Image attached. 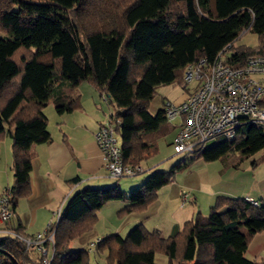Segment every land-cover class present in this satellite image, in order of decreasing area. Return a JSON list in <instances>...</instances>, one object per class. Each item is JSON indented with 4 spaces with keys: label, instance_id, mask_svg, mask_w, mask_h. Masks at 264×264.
Segmentation results:
<instances>
[{
    "label": "trees",
    "instance_id": "1",
    "mask_svg": "<svg viewBox=\"0 0 264 264\" xmlns=\"http://www.w3.org/2000/svg\"><path fill=\"white\" fill-rule=\"evenodd\" d=\"M249 29L259 35V45L235 47ZM229 44L225 61L233 68L244 66L249 56L264 55V0H0V138H12L13 222L19 200L32 193L33 146L50 139L44 108L51 99L58 113L72 111L80 104L76 87L93 83L115 107L109 117L119 121L123 162L142 164L176 130L166 105L150 112L156 87L176 82L187 87L186 66L213 61ZM203 145L195 152L208 162L232 151L247 157L264 150V128L243 124L235 140ZM186 164L154 172L129 194L118 185L73 193L46 232L47 237L55 230L53 240L44 242L49 264H95L90 250L72 249V243L96 225L103 205L129 200L121 216L144 211ZM13 226L24 238L37 236L27 234L20 221ZM261 231L264 202L219 195L208 215L197 212L173 236L139 223L126 236L97 239L94 256L106 253L103 264H159L158 254L167 264H257L246 250ZM45 257L19 236L0 235V264H46Z\"/></svg>",
    "mask_w": 264,
    "mask_h": 264
},
{
    "label": "crops",
    "instance_id": "2",
    "mask_svg": "<svg viewBox=\"0 0 264 264\" xmlns=\"http://www.w3.org/2000/svg\"><path fill=\"white\" fill-rule=\"evenodd\" d=\"M67 85L65 83L62 88L66 89ZM195 87L196 83L190 90L187 88L180 102L186 100ZM74 92L80 96V104L72 111L56 112L53 99L44 109L45 115L49 118L46 109L53 106L55 124L50 127L48 119L50 139L33 146L32 193L19 200L15 221L12 223L15 225L20 221L27 234L35 235L43 231L54 213L64 207L71 195L83 187H102L113 183L104 166L101 149L95 140V133L100 123L113 113L112 110L110 111V103L105 106L107 102L102 99L100 91L89 81L80 83ZM163 99L161 108L169 101L167 98ZM150 112L153 113L151 110ZM181 123L182 118L180 124L178 122L174 124L176 130L164 138L169 142L167 144H172ZM250 156V164L245 165L244 161L238 162L236 167L224 164L214 178H211V174L207 172L208 180L203 185L197 180L201 186L195 182L186 183L189 204L186 202L182 205V202H179L180 198L182 200L183 192L186 191L183 182L174 185L170 190L171 198L165 200L161 199L165 189L162 188V194L159 190L158 198L148 206L145 215L136 218L134 222L143 223L149 230H160L162 235L167 237L175 235L184 222L193 218L197 212L204 214L203 212L209 211L219 195L253 198L259 203L264 202V150ZM239 157L243 160L240 154ZM247 158L249 159L246 157V160ZM207 162L203 164L204 171L209 169ZM11 167L12 138L9 134H5L0 138V197L13 183ZM76 178L78 181L73 182ZM140 182L142 181H137L132 186ZM109 203H105L100 210ZM154 216L162 219L157 222L150 221ZM4 228L5 225L0 223V235L5 232ZM84 248L82 245L81 249ZM246 255L254 259L257 264H264V231L252 237Z\"/></svg>",
    "mask_w": 264,
    "mask_h": 264
},
{
    "label": "built area",
    "instance_id": "3",
    "mask_svg": "<svg viewBox=\"0 0 264 264\" xmlns=\"http://www.w3.org/2000/svg\"><path fill=\"white\" fill-rule=\"evenodd\" d=\"M230 44L224 47L213 61L207 58L189 64L184 70V85L195 82L196 87L188 98L179 103L167 102L165 114L171 121L181 116V128L174 139L177 153H194L197 147L219 135L228 140H235L238 128L243 124H252L264 128V55H252L244 66L233 68L225 61ZM105 100V96H102ZM118 120L111 117L101 122L95 133V140L103 153V162L107 173L112 178L136 176L146 171L143 164L130 165L123 162L122 150L117 137ZM144 166V167H143ZM9 190L0 197V223L5 225V232L19 236L28 245H37L46 256L49 264L46 240H53V224H57L60 210L35 239L24 238L16 233L13 226L14 213L9 207ZM189 192L182 194V204L188 201ZM258 204L253 198H248Z\"/></svg>",
    "mask_w": 264,
    "mask_h": 264
},
{
    "label": "rangeland",
    "instance_id": "4",
    "mask_svg": "<svg viewBox=\"0 0 264 264\" xmlns=\"http://www.w3.org/2000/svg\"><path fill=\"white\" fill-rule=\"evenodd\" d=\"M260 43V38L257 33H255L252 29H249L247 31L242 32V34L239 36V38L234 42L235 47H248V48H256ZM229 55V54H228ZM195 85V82L190 83L187 87H183L179 83H169V84H161L158 87H156V93L151 101L150 110L153 112L152 114H156L160 108L162 107V101L163 98H167L172 103H179L183 96L187 92V88L189 90ZM103 99V98H102ZM105 106H108V101H106ZM110 111H114L115 107H113L112 104L109 105ZM47 107V106H46ZM45 107V108H46ZM44 108V109H45ZM55 108V106H54ZM53 106H49L46 109V114L48 115L49 119V126H53L55 124L54 119V109ZM56 110V109H55ZM108 110V109H107ZM57 112V111H56ZM109 118V117H108ZM108 118H105L102 120V122H106ZM172 124H176L177 122L180 124L181 122V116H176L170 121ZM224 141H227V138L223 135H219L217 137L211 138L203 145V149H207L210 147H213L214 145H217L219 143H222ZM120 142V138H119ZM165 139L160 142V148L159 152L152 156L148 161L142 163L146 171L143 173H140L136 176H127V177H121V178H112L109 185H118V187L127 192V194L130 193L132 189H135L139 187L151 174H153L156 171H169L173 166L179 164V163H187L182 168L178 169L176 173L174 174V181L169 183L168 185L164 186L163 189L164 195L162 194V190L160 191L162 194L161 199L165 200L167 198H171V188H174V185H178L180 182L184 183L185 190L187 191L186 183L193 184L194 182L201 186L205 181L208 180V173L211 174V178H214L217 174L218 170L223 166L224 164L231 165L232 167H236L238 162L244 161L245 165L250 164V157L248 160H246V157H244L241 151H232L229 152L218 160H214L211 162H207L209 165V169L207 171H204L203 164L205 160L199 156H197V153H175L174 149L171 145L167 144ZM239 154L243 157V160L240 159ZM103 156V153H102ZM253 162V161H252ZM143 166V167H144ZM208 172V173H207ZM200 183H198V181ZM137 181H142L136 186H132ZM105 187V186H102ZM160 192H158L160 194ZM129 200L126 201H112L104 207L102 210L98 212L99 220L96 223V225L85 232L83 237L81 239L76 238L74 242L72 243V249H81L82 245L90 250L92 260L95 264H103L105 262L106 253H103L100 255H95V247L97 238H103L106 235L113 234V233H119L122 236H126L129 231L134 228L138 222L135 223V219L138 217H141L142 215H145L144 211H134L130 212L128 214L120 215L119 211L123 209L127 204ZM179 201V200H178ZM179 202H183L181 200ZM189 202V201H188ZM187 202V203H188ZM117 204V205H113ZM153 204V203H151ZM189 204V203H188ZM178 206V204H176ZM153 208V206L151 207ZM210 211V210H209ZM209 211L203 212L204 215H208ZM162 217H152L150 221H160ZM83 243V244H82ZM36 245V244H35ZM46 258V257H45ZM156 261L159 264H167V257L162 254H158L156 256Z\"/></svg>",
    "mask_w": 264,
    "mask_h": 264
}]
</instances>
